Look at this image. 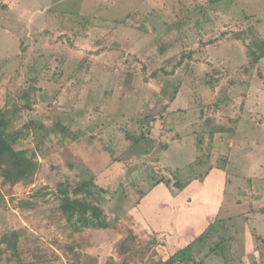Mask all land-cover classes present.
Returning <instances> with one entry per match:
<instances>
[{
    "label": "rangeland",
    "instance_id": "374dc122",
    "mask_svg": "<svg viewBox=\"0 0 264 264\" xmlns=\"http://www.w3.org/2000/svg\"><path fill=\"white\" fill-rule=\"evenodd\" d=\"M0 110L37 165L0 169V264H264V0H0ZM159 180L223 196L187 245L139 224ZM82 182L108 228L66 221Z\"/></svg>",
    "mask_w": 264,
    "mask_h": 264
},
{
    "label": "trees",
    "instance_id": "16d2710c",
    "mask_svg": "<svg viewBox=\"0 0 264 264\" xmlns=\"http://www.w3.org/2000/svg\"><path fill=\"white\" fill-rule=\"evenodd\" d=\"M13 115L14 111L9 112L6 110H0V169L1 176L4 180L15 184L19 181L28 180L34 173L37 165L31 156H27L26 150H15L14 148L15 144L20 140L22 131L8 130L12 124ZM138 140V138H133L134 142H137ZM161 182H163V180H159L157 184ZM78 187L79 190L77 193L81 195L85 193L86 195L71 198L67 194L68 192L66 193L63 191L64 197L60 208L66 221L68 223H73L80 228H108L109 223L103 210L95 201L96 199H91L94 197V191L91 188L96 187V185L92 182H82ZM177 187L180 190L183 189V185L179 183H177ZM98 190L100 193H105L100 187ZM171 193L175 195L172 191ZM18 235L19 233L17 231H11L3 235L0 239V245L6 243V247L13 250V256L16 253ZM182 252L183 251H177L174 255L167 260L162 261L160 264H176L180 262L178 255H182Z\"/></svg>",
    "mask_w": 264,
    "mask_h": 264
},
{
    "label": "crops",
    "instance_id": "0c3cea01",
    "mask_svg": "<svg viewBox=\"0 0 264 264\" xmlns=\"http://www.w3.org/2000/svg\"><path fill=\"white\" fill-rule=\"evenodd\" d=\"M220 172L221 171L218 169H213L211 173L209 172L206 175L207 179L205 180V185L209 182V178L218 179L219 177L217 176H221L222 174ZM214 186L215 183L206 186V189L207 193L211 190V192L215 195V201L211 202V198H209L207 195L208 201L206 204L204 203V205H200L199 203L197 204L195 202L190 204L188 198L186 199V204L189 203V205H186L185 203L181 202L184 193L181 192V194L179 193L173 195L167 186L162 183L154 186L146 194V196L141 199L138 205L137 213L142 219L140 222L143 223H139L140 226L144 228V230H147L148 228V230L153 229L157 234L159 233L160 235H164L163 232H165V241L168 243L172 242L177 244L182 242L183 245H187L195 237L198 238V235L202 233L198 227H195L197 224H200V222L202 223V218L204 217V213H206L205 211L213 212L214 215L219 212L223 196L220 195V190L218 191V188H214ZM159 192H162V194H159ZM190 206H194L192 209L194 212H191V221L190 219L186 218L184 214V210H187L186 208ZM178 216L183 217L182 219H178ZM172 220H174V222H172ZM175 220H178L177 223H175ZM181 220L183 221L180 222ZM178 248L176 247V250Z\"/></svg>",
    "mask_w": 264,
    "mask_h": 264
}]
</instances>
